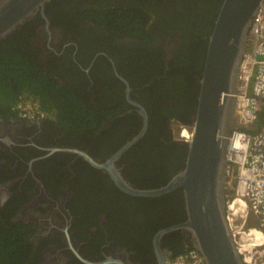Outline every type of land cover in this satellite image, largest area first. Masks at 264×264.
I'll list each match as a JSON object with an SVG mask.
<instances>
[{
  "label": "flooded vegetation",
  "instance_id": "obj_1",
  "mask_svg": "<svg viewBox=\"0 0 264 264\" xmlns=\"http://www.w3.org/2000/svg\"><path fill=\"white\" fill-rule=\"evenodd\" d=\"M165 1H160L159 4L163 5ZM197 1L202 12L209 8L210 19L207 21L201 16L200 20H190V34L194 30L199 31L198 38L208 44L223 0H217L214 6L205 0ZM92 2L94 0H51L46 5L45 13L50 18V25L62 31V39L54 47L41 43L45 38L40 34L44 20L39 14L23 29L21 27L19 31H14L15 38L25 37L27 40L28 53L35 58L33 61L37 66L58 78L81 106L91 110V114L88 122L77 126L72 124L75 123L73 119L68 121L62 114L59 117L53 115L43 102L41 108L44 113L39 117L25 114L19 106L23 101H18L13 108L0 109V213L3 214L0 221L4 228L16 225L23 232L22 235L31 243L33 251L38 252L37 264H161L154 248V236L164 227L180 222L182 210L160 208L153 203L155 198L127 195L104 170L94 166L86 158L87 156L98 163L107 161L139 130L134 126L136 132L128 137L126 124L122 125V110L126 111L130 107L137 115L140 114L137 107L127 101L126 84L121 78L129 85L130 99L139 104L140 100L133 96L134 90L150 84L146 81L144 86L131 84L125 77L123 65L127 62L123 63V59L116 60L115 56L105 52L104 46L88 49L85 43L80 44L73 37L75 31L80 33L81 38L86 37L84 40L89 35L96 41L94 32L87 33L84 26H80L81 30H78L70 20L76 18L78 6ZM175 8L177 17L180 7ZM150 14L151 24L157 26V15L152 12ZM53 15L57 17V21ZM86 28L93 30V27ZM14 33L7 35L3 41ZM64 39H70L75 44L65 45ZM181 42V38L177 37L167 45H162L163 50L167 49L164 53L168 55L163 57L164 72L170 69L171 50L173 49V53ZM124 43L127 45L126 41ZM189 55L191 58L192 52ZM146 60L150 62L149 59ZM104 62L110 65L113 81L119 83V92L118 84L116 86L114 82L111 84L112 92H106L100 79ZM94 69L98 75L97 82L92 78ZM133 73L138 76L139 70ZM161 78L156 86L159 92L170 88L164 85ZM182 89L183 85H180L177 97L184 94L181 93ZM155 97L153 95V99ZM197 97L198 91L193 90L191 94L180 98L185 105L192 106L193 113L188 119H167L163 123V134L158 138L163 146L174 147L178 151L177 155L183 158L182 167L188 152L187 142L191 137L182 135V129L186 128L191 133ZM18 99L21 100V97ZM176 102L180 105L179 100L176 99ZM122 103L123 107L118 105ZM110 105L113 108L108 114H104L105 106ZM66 106L67 103L64 102L63 109ZM124 153L113 165L120 169L126 180L143 187L134 177L132 158L124 157ZM182 167L174 171L175 174ZM178 191L183 202L182 191ZM258 222L251 218L252 224ZM176 233L178 236H175ZM262 234L264 235L263 232ZM187 242L186 233L180 230L163 234L159 245L162 255L170 257L166 258V263L178 250H186ZM80 258L87 261H81ZM260 264H264V257Z\"/></svg>",
  "mask_w": 264,
  "mask_h": 264
},
{
  "label": "trees",
  "instance_id": "obj_2",
  "mask_svg": "<svg viewBox=\"0 0 264 264\" xmlns=\"http://www.w3.org/2000/svg\"><path fill=\"white\" fill-rule=\"evenodd\" d=\"M160 1L163 0H94L89 5L78 6L76 18L70 19L78 30H81L80 26H84L87 33L94 32L97 36L96 41L89 35L88 39L84 40L86 37L81 38L80 33L73 31V37L78 43H85L88 49L104 46L105 52L115 56L116 60L123 59V63L127 62L123 66L125 77L131 84L144 86L145 81L150 82L146 87H142V90L135 89L133 92V96L140 100L148 113L146 133L124 153V157L132 158L131 169L135 170L133 174L136 181L149 188L164 185L169 177L182 167L183 158L177 155L178 151H175L174 147L163 146L158 138L163 134V123L167 119H188L193 113L192 106L185 105L180 98L191 94L193 90L198 91V75L204 64L207 43L198 38L199 31L194 30V33L190 34V20H200L201 16L207 21L210 19L209 8L202 12L197 0H166L163 5L159 4ZM216 1L205 0L213 6ZM175 7H180L177 17ZM149 12L157 15V26L151 24L152 16ZM54 19L58 20L55 16ZM86 27H93V30ZM15 34L0 43V109L13 108L18 101L29 99L33 102L39 101L40 105L46 104L56 117L62 114L68 121L73 119L75 123L72 124L77 126L88 122L91 110L81 106L78 99L58 78L37 66L33 61L35 58L28 53L25 37L17 39ZM177 37H180L182 42L179 49L176 48L173 53V49L171 50L170 69L164 72L163 57L168 55L164 53L167 49L163 50L162 45H167ZM109 54L107 55L110 56ZM96 70L92 71L95 82L98 80ZM135 70H139L138 76L133 73ZM102 71L100 79L106 92H112L111 84L114 81L110 65L104 62ZM160 77L165 82L164 85L170 87L161 89V92L156 90ZM114 83L116 86L118 84L116 89L119 92V83ZM180 85H183L181 93L184 94L177 97ZM153 95L156 96L154 99ZM18 97H21V100ZM64 102L67 103L65 109L62 107ZM118 105L123 107V103ZM112 108L110 105L102 110L104 114H108ZM121 113L122 125L126 124L127 135L130 137L136 132L134 126L139 129L141 117L130 107ZM153 203L158 204L160 208L183 209L178 189L153 199ZM0 216L3 214L0 213ZM22 234L16 225L4 228L0 221V264H37L38 252L33 251L31 243L27 242V238ZM175 236H178V233ZM34 248L36 249L35 246ZM182 251L184 249L178 250L176 254Z\"/></svg>",
  "mask_w": 264,
  "mask_h": 264
},
{
  "label": "water",
  "instance_id": "obj_3",
  "mask_svg": "<svg viewBox=\"0 0 264 264\" xmlns=\"http://www.w3.org/2000/svg\"><path fill=\"white\" fill-rule=\"evenodd\" d=\"M51 0H0V43L7 35L19 31L39 14L42 44L54 47L62 39V31L50 25L45 7ZM261 0H223L209 35L202 74L198 80L196 111L191 123V138L184 166L164 185L144 188L126 180L113 163L133 144L139 141L148 127L146 108L129 97L142 117L136 134L110 156L98 163L86 156L94 166L101 168L114 183L132 197L157 198L181 189L183 197L182 220L164 227L154 236V248L161 264H166L159 241L163 234L180 230L186 233L185 247L194 248L203 264H246L238 252L228 227L225 210L229 183L225 176L226 150L230 135L239 125L235 115V94L238 85V65L248 48L247 30ZM65 45L74 41L64 39ZM246 126L244 129L250 130ZM81 153V152H79ZM85 156L84 153H81ZM170 258V257H169ZM81 261H87L80 258Z\"/></svg>",
  "mask_w": 264,
  "mask_h": 264
},
{
  "label": "built area",
  "instance_id": "obj_4",
  "mask_svg": "<svg viewBox=\"0 0 264 264\" xmlns=\"http://www.w3.org/2000/svg\"><path fill=\"white\" fill-rule=\"evenodd\" d=\"M248 48L238 65V85L235 94V115L238 129L229 138L226 151L225 176L230 187L226 194L225 217L234 243L243 261L260 264L263 261V240L256 243L251 235L246 250L239 235L250 236L251 218L257 219L258 228L264 227V0H261L247 30ZM25 114L39 117L44 111L37 102L25 100L19 104ZM246 126L254 130L244 129ZM239 135L248 145L244 151L235 148L231 140ZM247 139V140H246ZM240 184L244 185L241 193ZM248 211L245 213V209ZM245 213L246 218H241ZM262 230V228H261ZM261 243V244H260ZM166 264H203L194 248L174 255Z\"/></svg>",
  "mask_w": 264,
  "mask_h": 264
},
{
  "label": "bare ground",
  "instance_id": "obj_5",
  "mask_svg": "<svg viewBox=\"0 0 264 264\" xmlns=\"http://www.w3.org/2000/svg\"><path fill=\"white\" fill-rule=\"evenodd\" d=\"M234 144H235V148L238 149L239 147H241L244 151L247 149L248 145L245 141H242L240 139L239 135H236L232 137L231 139ZM247 140V139H246ZM242 189H244V185L240 184V186H238V190L241 193ZM248 211V208L245 209V213ZM245 213L243 215H241V218H246ZM261 230V228H259ZM257 228L252 229V232L250 234V236L246 233H242L241 236L239 235L238 239L242 238V243L244 245V247L246 248V250H249L250 248V243H251V235L252 237H255V242H261L262 240H264V235L262 234V232L264 233V231H260ZM261 244V243H260Z\"/></svg>",
  "mask_w": 264,
  "mask_h": 264
},
{
  "label": "clouds",
  "instance_id": "obj_6",
  "mask_svg": "<svg viewBox=\"0 0 264 264\" xmlns=\"http://www.w3.org/2000/svg\"><path fill=\"white\" fill-rule=\"evenodd\" d=\"M250 130H254V127H252ZM182 135H191V133H188V131H187V129L186 128H183L182 129ZM191 138V137H190ZM190 140V139H189ZM230 141V140H229ZM229 144V143H228ZM227 147H228V145H227ZM227 151V150H226ZM259 224V223H258ZM258 224H253L252 226L253 227H255V228H257V227H260ZM262 228V231H264V228L263 227H261ZM262 244H264V240H263V243ZM264 246V245H263ZM192 247H188L186 250H188V249H191ZM185 251V250H184ZM184 251H182V252H184ZM182 252H180V253H182ZM179 254V253H178ZM176 255V254H175ZM244 262V261H243ZM245 263V262H244ZM247 264V263H246Z\"/></svg>",
  "mask_w": 264,
  "mask_h": 264
}]
</instances>
